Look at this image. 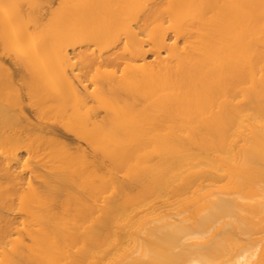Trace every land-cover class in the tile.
Returning a JSON list of instances; mask_svg holds the SVG:
<instances>
[{"label":"bare ground","instance_id":"1","mask_svg":"<svg viewBox=\"0 0 264 264\" xmlns=\"http://www.w3.org/2000/svg\"><path fill=\"white\" fill-rule=\"evenodd\" d=\"M0 264H264V0H0Z\"/></svg>","mask_w":264,"mask_h":264}]
</instances>
